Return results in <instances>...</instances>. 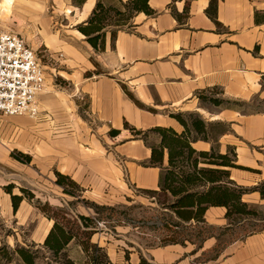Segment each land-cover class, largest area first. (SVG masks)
<instances>
[{"label":"crops","instance_id":"obj_1","mask_svg":"<svg viewBox=\"0 0 264 264\" xmlns=\"http://www.w3.org/2000/svg\"><path fill=\"white\" fill-rule=\"evenodd\" d=\"M23 1L14 0L11 7V18L17 21L5 26L0 18V24L28 41L25 29L16 25L25 22L24 26L33 28L41 16V3L51 0H25L32 7ZM65 1L77 21L87 19L96 2ZM209 2L148 0L152 13L137 11L131 25L121 26L113 36L110 26L104 28L101 49L94 48L77 27L71 29L69 39L46 34L51 50L64 56L61 60L67 69L57 73L68 83L64 91L53 88L39 95L50 126L45 156L38 163L41 172H51L54 188L63 190L55 182L58 171L80 186L83 198L108 204L140 198L147 203L154 198L146 197L144 191H161V167L148 163L150 145H158L160 135L149 133V143L132 134L130 127L146 130L161 125L181 133L183 125L166 111L204 110L197 93L214 87L228 98H264V0H216L215 19L206 12ZM209 116L210 120L203 119L228 122L229 129L216 142L196 139L192 147L208 151L217 144L221 153L233 148L239 166H212L228 169L229 178L241 186L264 180V110L222 107ZM25 152L36 161L34 153ZM167 157L164 148L163 165ZM166 193L170 200L174 198ZM241 201L248 207L264 206L258 190L243 192ZM165 210L176 219L175 226L186 228H236L243 220L226 217L225 205H208L202 221L184 220L173 209ZM132 229L137 226L128 227ZM116 230L113 247L104 245L112 264H137L141 255L153 264H264V227L236 234L221 246L213 233L199 243L184 239L146 245L136 235L127 237L124 230ZM213 250L212 256L203 257ZM126 251L128 259L123 258Z\"/></svg>","mask_w":264,"mask_h":264},{"label":"rangeland","instance_id":"obj_2","mask_svg":"<svg viewBox=\"0 0 264 264\" xmlns=\"http://www.w3.org/2000/svg\"><path fill=\"white\" fill-rule=\"evenodd\" d=\"M0 1L1 4L2 0ZM105 2L106 5L124 9L119 0H105ZM23 3L26 7H32V3L29 1L24 0ZM68 8L71 7L69 2L65 0L42 2L41 16L33 28L28 25L24 26L25 22H19L16 25L23 31L25 29V37L36 49L40 63L44 67L46 82L43 91L53 88L64 91L67 88L68 83L65 78L58 73L55 76L52 75V72H57L58 69L65 70L67 67L65 62L61 60L64 56L54 60L49 55V53L54 54V51L51 50L53 47L48 42L46 34H51V37L55 35L61 39L71 38L73 35L71 29H74L81 21H77L74 13L67 11ZM2 9L1 7L0 18L3 25L9 26L8 23L12 24V22L17 21L11 18L12 9L6 16H4ZM106 15L105 22H113L116 17L113 9L108 10ZM110 27H114V25L111 24ZM13 31L17 32L16 30ZM94 63L96 64V61ZM98 69L100 68L98 67ZM210 96L222 98L223 102L214 104L210 101ZM197 97L199 104H201L200 107L204 110L194 108L187 111L169 110L166 113L173 117L172 114L174 113L193 112L210 120L209 114L218 112L227 104L233 105V108L241 112L264 110V98L252 97L249 100L228 98L222 96L221 90L217 87L202 91L200 97L197 93ZM138 105L144 106L142 103ZM38 106L40 111L35 116L0 114V264H23L15 252V248L18 246L37 249L36 264H46L47 261L52 264L56 263L54 257L46 252L42 246L46 236L43 237V231L46 227L49 230L54 220L62 223L73 233L74 238L69 241L65 250L69 257L76 260L84 256L78 242L86 238V230L89 228L93 229L91 240L98 242L105 248V246L113 247L115 233H118L116 229L124 230L127 237L130 233L136 235L137 240L146 245H158L168 241L183 242L184 239L192 243H199L205 236L213 233L218 239L217 246H221L236 234H244L264 227V206H251L252 213L235 214V218L243 219L236 228L227 226L216 229L210 227L186 228L181 225L175 226L176 219L165 210L163 203L169 201L171 197L166 192L144 191L146 197L154 198H149L147 203H141V200H145L140 198L135 201L126 198L121 203L108 204L81 197V188L78 184H67L66 187L72 193L54 188V182L50 178L51 172L49 170L41 172V165L38 163V159L45 156L44 150L47 148L50 126V119H47L48 117L42 110L43 105L40 103ZM226 123L229 125L228 122ZM125 125L127 126V124ZM220 129L219 126L215 125L211 127L212 136L218 138ZM143 131V139H147L151 143L152 139H148L147 136L156 131L153 129ZM26 150L34 153L36 161H31L32 156L25 152ZM19 153L30 155V161L17 158ZM24 154L20 155L23 159L26 157ZM230 155L232 156V152ZM200 162V165L204 163L202 158ZM8 184H11V193L22 194V199L15 212L12 209L11 193L5 188V185ZM69 194L71 195L68 196ZM93 203L98 204V206ZM101 204L105 206H100ZM78 214L89 216L92 221L89 220L88 226L83 227L79 223ZM96 220L101 222V226L96 224ZM135 225L137 229L128 230V227ZM116 239L124 240L123 237H116ZM214 253L215 250L206 252L203 257L212 256ZM123 258H129L127 251L123 253Z\"/></svg>","mask_w":264,"mask_h":264},{"label":"trees","instance_id":"obj_3","mask_svg":"<svg viewBox=\"0 0 264 264\" xmlns=\"http://www.w3.org/2000/svg\"><path fill=\"white\" fill-rule=\"evenodd\" d=\"M119 1L122 2L124 9L106 5L105 0H96L88 18L76 25L94 48L101 49L103 47L104 28L106 26L114 25V27H111L113 36L116 30L125 23L131 25L130 19L137 11L153 12L148 0ZM110 9L114 10L116 17L113 22H105L106 12ZM206 12L211 18L215 19L216 0H210ZM201 93L198 92L199 97ZM209 99L214 104L223 102V99L219 97L210 96ZM135 101L140 104L139 101ZM225 107H233V105L227 104ZM172 116L183 125L184 129L181 133H177L169 126L156 125L150 128L160 135V142L158 145H150L151 156L148 163L161 167L158 183L160 190L162 192L168 191L174 197L172 200L163 203V205L173 209L184 220L193 217L197 221H202L204 210L208 205H225L227 207L225 215L232 219H236L234 217L235 214L252 213L253 210L248 207L247 203L241 201V195L249 190H258L260 195L264 197V180L253 186L238 185L229 178L228 169L212 166L214 164L239 166L234 162L235 151L233 148L228 147L226 152L221 153L217 149V144L212 145L208 151L196 150L191 145V141L196 139L216 142L217 137L212 136L210 128L214 125L219 126L221 128L219 130L220 134L229 129L227 123L222 120L206 121L193 112H178L172 114ZM130 129L134 135L140 137L144 133L143 130L135 127H130ZM117 131L115 129L111 132L115 133ZM164 148L168 152L166 165H163ZM230 152H232V156ZM23 154L19 153L17 158L30 161V155L24 154L26 157L23 159L20 157ZM201 158L206 165L199 164ZM55 174V182L62 185L65 192L72 193L66 186L67 184L76 185V183L70 177L58 171H55ZM10 186L11 184L5 185V188L11 193ZM21 199L22 194L11 193L14 212L17 210ZM93 204L98 206V204ZM100 206L105 205L101 204ZM190 206L196 207L192 210L189 209ZM77 217L83 227L88 226L89 220L92 221L91 217L82 214H78ZM92 233L93 229H87L86 238L78 242L84 256L77 260L69 257L65 250L66 245L74 238V235L57 220L53 221L42 242V246L46 252L54 257L56 261L54 264H112L104 247L99 245L98 242L91 240ZM36 250L27 246L15 248V252L23 261V264H36ZM46 264L52 263L47 261ZM137 264L153 263L141 255Z\"/></svg>","mask_w":264,"mask_h":264},{"label":"built area","instance_id":"obj_4","mask_svg":"<svg viewBox=\"0 0 264 264\" xmlns=\"http://www.w3.org/2000/svg\"><path fill=\"white\" fill-rule=\"evenodd\" d=\"M49 55L54 60L63 56L61 51ZM44 87L45 71L36 49L21 34L0 24V114L37 115ZM96 224L101 226L99 220Z\"/></svg>","mask_w":264,"mask_h":264},{"label":"bare ground","instance_id":"obj_5","mask_svg":"<svg viewBox=\"0 0 264 264\" xmlns=\"http://www.w3.org/2000/svg\"><path fill=\"white\" fill-rule=\"evenodd\" d=\"M13 1L14 0H2L1 7L3 8L2 12H4V16L8 15L13 5ZM47 231H48V227H46L45 230L43 231V237L46 235Z\"/></svg>","mask_w":264,"mask_h":264}]
</instances>
